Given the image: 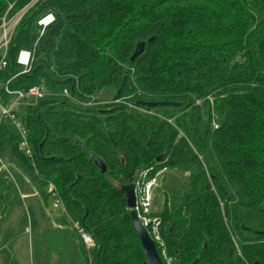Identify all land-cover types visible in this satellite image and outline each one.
Instances as JSON below:
<instances>
[{"label":"trees","instance_id":"trees-1","mask_svg":"<svg viewBox=\"0 0 264 264\" xmlns=\"http://www.w3.org/2000/svg\"><path fill=\"white\" fill-rule=\"evenodd\" d=\"M23 8L0 80L47 94L17 113L31 159L15 127L0 122V222L29 177L43 203L60 202L63 216L42 232L27 208L35 263L54 252L55 264H143L121 186H136L144 171V180L178 171L184 189L162 185V208L152 213L162 263L264 264V234L255 233L264 232V0H0V18ZM48 12L54 20L40 33ZM22 48L34 55L18 74Z\"/></svg>","mask_w":264,"mask_h":264},{"label":"built area","instance_id":"built-area-1","mask_svg":"<svg viewBox=\"0 0 264 264\" xmlns=\"http://www.w3.org/2000/svg\"><path fill=\"white\" fill-rule=\"evenodd\" d=\"M25 12L26 8L9 16L6 11L0 18V72L7 64V46L13 34L14 27ZM53 20L54 15L51 12L40 16L37 20V24L40 27V33H42L44 28ZM33 55L34 49L22 48L17 52L15 61L20 67L18 74H24L30 70ZM9 82L10 79L5 82L0 80V122L2 120H7L15 127L20 135L19 149L26 158L31 159L32 150L28 142L27 130L18 117L15 106L31 97L35 99L42 98L47 92L43 85H34L26 90L12 89L9 87ZM63 93L67 94V91L64 90ZM213 125L214 127H217L215 123H213ZM4 168L9 171L8 166L4 165ZM146 175L147 172H142L140 174L141 180L135 186V210L152 240L155 244L157 243L162 246V238L159 231L160 220L158 217L152 215V202L154 199L152 190L154 187H158L159 176L156 174L152 178L144 180ZM51 189L52 186L50 185V190ZM56 202L58 204L60 203L58 200H56ZM74 226H77V223H75ZM79 233L85 245H90V236L80 229ZM162 253L164 254V250H162Z\"/></svg>","mask_w":264,"mask_h":264},{"label":"rangeland","instance_id":"rangeland-1","mask_svg":"<svg viewBox=\"0 0 264 264\" xmlns=\"http://www.w3.org/2000/svg\"><path fill=\"white\" fill-rule=\"evenodd\" d=\"M110 92V90L101 92V103H106L110 99ZM36 102L37 99L33 97L22 101L15 106L17 113L20 116L24 115L27 106L34 105ZM158 176V187H154L152 190V193L155 194L152 202V211L162 208V185L169 189L174 185L180 187V190H183L187 182L186 174L178 171H161ZM163 176L166 178L165 181L162 180ZM29 178L22 185V199L12 206L8 217L0 222V235L3 234V231L6 233L8 230L6 249L0 250V264H3L9 258L14 259L17 264H36L32 258L33 250L29 227L26 229L23 223V219L27 214V206L32 205L35 210L39 226L37 229L38 232L51 229L54 225L56 226L59 221L58 219H61L60 217L63 216V207L61 204H58L53 196L48 197L46 204L43 203L42 198L38 196L39 189H37V184L31 177ZM56 258L57 255L53 252L49 259L44 261V264H55Z\"/></svg>","mask_w":264,"mask_h":264},{"label":"water","instance_id":"water-1","mask_svg":"<svg viewBox=\"0 0 264 264\" xmlns=\"http://www.w3.org/2000/svg\"><path fill=\"white\" fill-rule=\"evenodd\" d=\"M153 38H150L148 41H151ZM144 49V42H139L136 45V48L134 52L132 53L130 60H134L140 53H142ZM137 105H143L146 107H155V106H161V105H167V106H175L178 105V103L173 102H144V101H138L136 102ZM161 156L156 158V161L161 160ZM96 166L99 168L100 173H105L107 171V167L104 162H102L97 157L92 158ZM121 190L125 194L126 198V204L127 208L130 210V216H131V226L133 230L135 231L137 237L140 240V243L142 245L145 259L143 261V264H163L160 255L157 252L156 244L150 237L149 233L147 232L146 228L141 223L137 212L135 210L136 205V195H135V185L134 184H126L121 186ZM241 228L243 230H249V228L245 227L244 225H241ZM255 233H262L264 232H257ZM206 245L204 244V247ZM198 260H194L191 264H197ZM254 264H258V261H255Z\"/></svg>","mask_w":264,"mask_h":264},{"label":"crops","instance_id":"crops-1","mask_svg":"<svg viewBox=\"0 0 264 264\" xmlns=\"http://www.w3.org/2000/svg\"><path fill=\"white\" fill-rule=\"evenodd\" d=\"M48 189H49V191H50V186L48 187ZM154 195H155V194H154ZM156 196H157V194H156ZM154 197H155V196H154ZM28 205H29V204H28ZM27 208H28V206H27ZM159 209H160V208H159ZM159 209H158V210H159ZM158 210H154L153 212H157ZM26 215H27V214H26ZM26 215H25V216H26ZM26 229H27V228H26ZM3 233H4V231H3ZM0 236H1V235H0Z\"/></svg>","mask_w":264,"mask_h":264}]
</instances>
